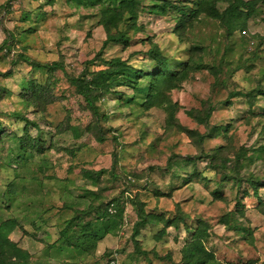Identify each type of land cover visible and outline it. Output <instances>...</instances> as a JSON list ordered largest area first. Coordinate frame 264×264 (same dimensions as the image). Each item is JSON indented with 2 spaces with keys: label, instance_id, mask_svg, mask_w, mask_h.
I'll use <instances>...</instances> for the list:
<instances>
[{
  "label": "rangeland",
  "instance_id": "rangeland-1",
  "mask_svg": "<svg viewBox=\"0 0 264 264\" xmlns=\"http://www.w3.org/2000/svg\"><path fill=\"white\" fill-rule=\"evenodd\" d=\"M120 35L126 44L108 41ZM20 54L63 69L13 62ZM155 54L184 71L179 88L157 81L145 103L149 78L96 90L113 61L146 67ZM15 132L36 139L17 176L58 187L74 169L81 177L65 190L92 199L81 171L102 170L99 195L118 216L100 213L90 227L73 211L70 248L54 246L42 263L190 264L199 239L216 264H264V0H0V157ZM2 201L0 222L22 225ZM21 229L15 241L51 245L31 223Z\"/></svg>",
  "mask_w": 264,
  "mask_h": 264
},
{
  "label": "trees",
  "instance_id": "trees-1",
  "mask_svg": "<svg viewBox=\"0 0 264 264\" xmlns=\"http://www.w3.org/2000/svg\"><path fill=\"white\" fill-rule=\"evenodd\" d=\"M243 11H247V4L243 3ZM244 35L247 36V31L244 30ZM250 36V35H249ZM109 42H114L117 44H126L128 42V38L125 35L120 36H112L108 39ZM17 59H20L28 64H30L34 69H63V66L60 62H54L52 64H42L36 60L31 59L29 56L20 54L13 61L15 62ZM150 62L146 67H137L134 65H129L124 63V61L116 60L112 63L117 65L115 69L116 72L110 73L101 72L98 80L96 81V90L110 93L115 91L116 88L123 83L126 86H132L133 88L138 87L139 83L144 78H149L151 83L149 86V92L146 96L141 97L140 100L147 102L148 99L152 98L154 95V87L157 81L163 80L166 83L172 84L165 85L170 91L179 88L181 84L182 78L181 74L184 71L174 70L170 67L169 59L166 57H161L160 54H155L150 58H147ZM152 64H157L159 67V71L154 67L150 68ZM153 66V65H152ZM185 74V73H184ZM113 78V79H112ZM72 84L77 87L80 95H83L90 106L93 115L95 118L100 117L99 107L91 98L90 94L87 93L79 79L71 78ZM177 84V86H176ZM101 96V95H100ZM135 97V95H134ZM133 98H129L128 102H131ZM136 99V97L134 98ZM99 100V98H98ZM105 115L101 116V118H105ZM24 122H27L24 121ZM25 132V128L23 130ZM18 133H11L8 137L5 135V138H8L9 148L7 149L6 156L0 157V179L4 178L7 180V186L5 188H1V197L3 199L2 204L4 209L7 211H11L14 208L15 219L18 222V216L21 218L22 225L17 226V223L14 219H8L6 221L0 222V264H50L49 262L42 263L45 258L48 259V256L44 255L43 257L34 258V255L31 254L28 250L21 247L19 242H16L11 238L12 234L16 231L17 228L24 230V224L31 223L32 226L36 229L37 233L43 236L45 232L48 234V241H53L51 245L48 247V251H50L54 246H58L59 248L67 247L70 248V243L66 242V238L64 237V233L66 228L69 226L71 221V213L81 212V217L79 220L85 219L88 223L87 226H92L93 223H96L100 219V213H103V217L108 218H118V216L109 213L110 202H106L105 198L100 194V179L101 172L94 169H82L81 174L84 176V180L90 181L92 186L96 189L90 190V195L92 199H88L85 197H80L79 199L75 197H71L69 195L68 202L65 203L63 208H59L56 210L55 206L46 207L51 202L46 199V195L44 194L45 184L41 180H32L26 178L24 175L17 176V172L20 170L23 174L26 169L25 166L29 159H32V150L34 148L35 138H31L27 135H21ZM29 154L31 158L29 157ZM114 166V164H113ZM21 168V169H19ZM23 168V169H22ZM40 170V169H39ZM41 169L40 172H42ZM114 170V169H113ZM73 172V169H72ZM6 175V176H4ZM255 188V187H254ZM255 190H258L257 188ZM254 194L259 197L258 191H255ZM79 200H81L79 202ZM112 202V201H111ZM83 206L81 209L77 206ZM53 209L56 212L52 216H56L59 224L58 227L62 228L59 233V237L55 234H51L50 222L51 218L48 217L52 213H50ZM1 207H0V215H1ZM48 215V216H47ZM47 216V217H46ZM110 216V217H109ZM56 220V219H55ZM49 233L51 235H49ZM55 239H52V236ZM45 237V236H44ZM201 242L199 239L192 242L191 248L194 250L193 255H195L194 261L190 264H207L208 259L206 261L205 257L209 258V261H212V264H216L214 253L209 250H204L202 245H199ZM72 248V247H71ZM84 253V252H83ZM38 259V260H37ZM215 259V260H214ZM37 260V261H36ZM49 260V259H48ZM110 259L105 264L110 262ZM36 261V262H34ZM50 261V260H49Z\"/></svg>",
  "mask_w": 264,
  "mask_h": 264
},
{
  "label": "crops",
  "instance_id": "crops-1",
  "mask_svg": "<svg viewBox=\"0 0 264 264\" xmlns=\"http://www.w3.org/2000/svg\"><path fill=\"white\" fill-rule=\"evenodd\" d=\"M77 175L78 177H81L80 176V171H75L73 169V172H72V169H69L68 170V177H66L65 179H60V183H59V186L58 187H55L54 185H49L47 187H44V194L46 195V199H48L51 203L49 204V207L50 206H55L56 207V210H58L59 208H63L65 206V203L68 202V199H69V191L68 190H65V187L63 186V184L66 182V181H69L71 178H70V175ZM47 188V189H46ZM51 197V198H50ZM77 199H79L80 197H75ZM59 203V205H58ZM47 207V206H46ZM53 218H51V221H54L55 219L57 220V217H54L52 216ZM58 222V221H57ZM58 225V224H57ZM58 227V226H57ZM62 228L58 227V228H53V231L51 230V234H55L57 237H59V233L61 232ZM49 233V235H51ZM14 234V233H13ZM12 234V235H13ZM38 235L40 234L37 233ZM53 235L51 237H53ZM45 236L46 238V243H49L51 244L52 242L51 241H48L50 238H48V234L45 232V234L43 235ZM23 237V236H22ZM22 237H20V239L16 242H19V244L21 245L22 248L28 250L31 254H36L38 253L39 254V257L41 255H46V256H50V251H48V247L49 245H46L47 247L45 248H42V249H39V250H36V246L38 244H40L41 242L39 240L40 239V236H35L36 238L32 237V236H27L26 240H22ZM12 238V236H11ZM39 240H38V239ZM13 239V238H12ZM14 240V239H13ZM24 243H28L30 244V246L28 248L25 247V244ZM73 249H77L78 247H72ZM85 247L84 246H81V252H83L82 250H84V253H85ZM34 252V253H33ZM38 256V255H36ZM47 258H45L44 261H46ZM62 264V263H61Z\"/></svg>",
  "mask_w": 264,
  "mask_h": 264
},
{
  "label": "built area",
  "instance_id": "built-area-1",
  "mask_svg": "<svg viewBox=\"0 0 264 264\" xmlns=\"http://www.w3.org/2000/svg\"><path fill=\"white\" fill-rule=\"evenodd\" d=\"M107 264H117L116 260H111L110 262H108Z\"/></svg>",
  "mask_w": 264,
  "mask_h": 264
}]
</instances>
